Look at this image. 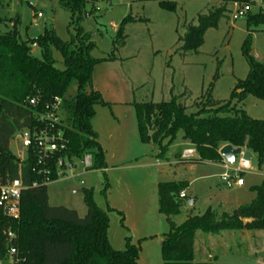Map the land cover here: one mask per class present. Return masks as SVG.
Listing matches in <instances>:
<instances>
[{
    "label": "rangeland",
    "instance_id": "obj_1",
    "mask_svg": "<svg viewBox=\"0 0 264 264\" xmlns=\"http://www.w3.org/2000/svg\"><path fill=\"white\" fill-rule=\"evenodd\" d=\"M162 1L175 2L176 10L162 8ZM235 4L230 5L228 18L205 33L204 43L197 52H185L179 38L187 26L196 24L199 14L220 6L221 0H87L86 10L92 13L85 17L82 25L92 32L97 43L93 52L96 57L113 54L118 27L125 17L131 15L137 20L126 26L125 42H119L114 51L117 58L99 63L93 72V88L108 102L106 106L96 107L93 119L97 141L106 152L107 165L105 169H94L79 176L82 165L78 162L73 171L75 176L68 172V177L48 184L49 202L76 209L83 217L88 210L85 195L76 190L92 188L98 206L115 209L109 213L111 244L119 250L126 249L128 240L139 246L138 264H164L162 240L163 234L170 231V224L159 212V182L189 183L181 213L173 217L175 223L181 224L187 215L202 214L209 207L219 214L232 213L254 200L257 194L252 187L264 181V164L259 165L253 152L248 159L251 167L239 176L243 185L222 180L224 175L231 181L234 178L233 170L226 169L224 164L184 160L181 152L188 145L181 132L160 155L158 147L142 142L133 105L179 96V101L191 112L210 88H213L214 101L229 100L238 81L249 73L242 51L248 35L247 18L232 19ZM253 4L254 13L260 7L264 9L263 0H255ZM37 12L42 16L37 17ZM17 17L21 19L19 30L23 38H36L51 29L66 41L75 35L72 22L76 16L59 0H0V29H10ZM32 52L41 57L38 46L33 47ZM251 54L258 61L264 59V31L253 33ZM53 55L62 60L59 50L54 49ZM75 89L74 86L71 91ZM232 104L244 108L253 118L264 119L263 100L249 95L242 102L233 98ZM10 148L17 156L25 154L14 139ZM192 198L195 202L189 205L187 201ZM255 235L258 237L255 236L252 251L253 242L238 229L219 233L197 231L196 257L212 264H264V230L255 229Z\"/></svg>",
    "mask_w": 264,
    "mask_h": 264
},
{
    "label": "trees",
    "instance_id": "obj_2",
    "mask_svg": "<svg viewBox=\"0 0 264 264\" xmlns=\"http://www.w3.org/2000/svg\"><path fill=\"white\" fill-rule=\"evenodd\" d=\"M59 2L76 16L72 22L75 35L69 41L60 38L53 29L45 30L36 38H23L19 30L20 17L10 29H0V176L3 182L21 178L25 186L18 220L0 209V264H138L139 246L128 240L126 249L119 250L111 244L109 213L115 209L98 206L92 188H82L88 208L83 217L76 209L51 205L48 184L42 183L44 175L39 173L42 166L38 163V153L31 147L28 158L21 162L10 148L17 131L43 126L39 114L46 103L60 97L63 116L57 129H62L69 142L67 153L76 158L91 154L93 169H105L107 165L106 152L97 141L93 119L96 107L106 106L108 102L93 88V72L99 63L117 58L114 51L119 42H125L126 26L137 18L130 15L123 19L110 57H96L93 52L97 43L92 32L82 25L85 17L92 13L86 10L87 0ZM234 3L254 5L255 0H221L220 6L199 14L197 23L189 24L179 38L183 42L181 49L197 52L204 43L205 33L228 18L230 5ZM160 6L170 11L177 7L173 1H162ZM246 18L248 35L242 51L249 73L238 81L230 99L214 101L213 88H210L191 112L179 101V96L161 102H134L143 143L158 147L162 155L181 132L183 140L195 148L197 154L188 161L224 162L220 149L230 144L255 153L259 165L264 164V119L253 118L244 108L232 104L233 98L242 102L249 95L264 101V59L258 61L251 54L253 33L264 31V9L260 7L254 13L251 8ZM34 42L41 57L32 52ZM54 49L61 52L62 60L54 57ZM74 86L76 89L72 92ZM33 97L38 99L35 106L29 103ZM58 156L48 159L47 166L54 169ZM34 182L40 184L34 187ZM188 184L182 180L158 183L159 212L170 224V231L163 234L162 240L164 264H212L211 261H194L197 231L264 230V181L252 187L256 198L232 213L219 214L209 207L204 213L190 214L177 224L173 217L181 213L185 198L180 194ZM243 218L253 220L244 225ZM10 231L15 234L12 238L8 235ZM12 248L16 249L15 254H10Z\"/></svg>",
    "mask_w": 264,
    "mask_h": 264
},
{
    "label": "built area",
    "instance_id": "obj_3",
    "mask_svg": "<svg viewBox=\"0 0 264 264\" xmlns=\"http://www.w3.org/2000/svg\"><path fill=\"white\" fill-rule=\"evenodd\" d=\"M264 1V0H263ZM252 5L249 3L235 4L234 10L231 12V17L233 20H238L242 17H246L251 11ZM42 14L37 12V17H41ZM37 47V43H32V48ZM30 105L35 106L38 103V99L33 97L29 101ZM63 116L62 99L60 97H55L52 102L45 104L44 111L39 114V122L43 124L42 127L34 128H24L14 135L13 139L18 142L21 148L24 149V156H18L20 161H24L29 156V149L32 147L38 153V163L42 166L39 173L44 175V180L42 183L49 184L53 181L59 180L61 178L68 177V172L75 176L74 170L77 169V163L82 165V170L79 176L90 171H93V158L91 154H85L82 158H76L73 155L67 153L68 140L64 137L62 129H57ZM246 150L237 156L236 161L230 166L224 160V166L226 169L233 170L234 178L231 181L230 177L227 175L222 176L223 181H227L228 184H238L242 185L243 180L239 177L240 173L244 169H249L250 162L245 156ZM58 154V159L54 169L47 166V161L52 156ZM196 150L193 147H187L183 150L181 157L184 160H189L196 157ZM235 163L237 165L235 166ZM54 173V174H53ZM40 183L34 182L33 186H38ZM83 184V180H81ZM25 189L24 183L21 178H16L14 180H8L3 182L0 176V209L10 218L18 220L21 214V197L22 192ZM181 198H186L187 195L185 191L180 194ZM9 237H14L15 234L10 231L8 233ZM16 249L12 248L10 254H15Z\"/></svg>",
    "mask_w": 264,
    "mask_h": 264
},
{
    "label": "water",
    "instance_id": "obj_4",
    "mask_svg": "<svg viewBox=\"0 0 264 264\" xmlns=\"http://www.w3.org/2000/svg\"><path fill=\"white\" fill-rule=\"evenodd\" d=\"M240 91V90H238ZM242 152V148H239V147H234L230 144H227L225 146H223L221 149H220V154L221 156L223 157V159L228 162V163H231L233 164L235 161H236V158L237 156ZM245 156L247 159L251 158L252 157V153L247 151L245 153ZM195 199L192 198V199H189L187 201V203L189 205H193ZM252 218H243V223L244 225H246L247 223L249 222H252Z\"/></svg>",
    "mask_w": 264,
    "mask_h": 264
},
{
    "label": "crops",
    "instance_id": "obj_5",
    "mask_svg": "<svg viewBox=\"0 0 264 264\" xmlns=\"http://www.w3.org/2000/svg\"><path fill=\"white\" fill-rule=\"evenodd\" d=\"M186 144L188 145V147H190L191 145L186 142ZM187 147V146H186ZM185 147V148H186ZM183 148V149H185ZM247 151V150H246ZM211 162V161H210ZM215 163H220V164H224V162H215ZM189 185V184H188ZM243 185V184H242ZM187 189V188H186ZM77 192L82 191L81 189H77ZM186 193V190H184ZM187 195V194H186ZM195 199V198H194ZM195 202V201H194ZM188 216V215H187ZM187 218V217H186ZM185 218V219H186ZM239 231L241 232V234H243V236L249 241V242H253L251 245V250L254 248L255 245V236L258 237V235H255V229H247V228H243V229H239ZM194 250H195V261L196 262H203V261H199L197 256V248L194 246ZM253 251V250H252ZM206 259V258H205ZM205 262V261H204Z\"/></svg>",
    "mask_w": 264,
    "mask_h": 264
}]
</instances>
